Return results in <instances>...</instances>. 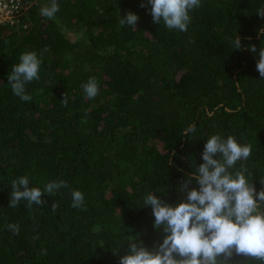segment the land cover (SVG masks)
Wrapping results in <instances>:
<instances>
[{
	"label": "trees",
	"instance_id": "1",
	"mask_svg": "<svg viewBox=\"0 0 264 264\" xmlns=\"http://www.w3.org/2000/svg\"><path fill=\"white\" fill-rule=\"evenodd\" d=\"M29 3L18 21L0 23V264H119L130 239L153 250L165 234L143 197L183 201L182 182L215 133L252 145L246 166L257 192L264 188V78L256 69L264 0H202L186 32L154 23L147 0H58L51 20L39 13L48 0ZM129 11L139 20L121 28ZM24 51L42 60L39 80L26 86L30 102L7 81ZM89 77L99 85L94 99L81 87ZM20 176L30 187H69L42 194L41 206L10 208ZM71 189L84 194L86 210L71 207Z\"/></svg>",
	"mask_w": 264,
	"mask_h": 264
},
{
	"label": "clouds",
	"instance_id": "2",
	"mask_svg": "<svg viewBox=\"0 0 264 264\" xmlns=\"http://www.w3.org/2000/svg\"><path fill=\"white\" fill-rule=\"evenodd\" d=\"M151 5L153 22L168 30L186 32L191 23V13L202 6V0H147ZM142 3L141 7H146ZM60 10L58 0H48L41 6L39 13L48 19H54ZM264 17V5L257 9ZM139 17L129 11L119 15V26L135 27ZM264 35V28L259 30ZM232 49H241V38L237 35L231 40ZM249 50L256 53L255 45ZM256 69L264 78V46L259 50ZM42 60L35 51L20 54L19 63L11 66L7 81L12 93L23 102H30L32 96L26 86L39 80ZM82 89L89 99L99 94V85L95 77H89ZM67 107L68 97L64 94L61 101ZM86 115V114H85ZM86 123V120L82 121ZM195 131L191 125L184 135ZM252 155V145L240 143L228 135L220 133L210 135L204 145L202 160L198 167L182 182L181 191L186 198L172 206L148 192L143 197V206H151L154 227L165 234L162 243L149 250L143 243L128 240L129 247L119 258V264H233L234 256H244L248 260L264 264V188L257 192L251 182V173L246 162ZM218 156V158H217ZM198 188H190L192 182ZM264 184V177H261ZM64 180L47 182L43 189L30 187L28 176H20L11 181L10 208L26 202V207L41 206L45 203L42 194L54 196L61 188H68ZM71 207L86 210L85 196L71 189ZM53 212L58 205H51ZM7 230L19 235V225H6Z\"/></svg>",
	"mask_w": 264,
	"mask_h": 264
},
{
	"label": "built area",
	"instance_id": "3",
	"mask_svg": "<svg viewBox=\"0 0 264 264\" xmlns=\"http://www.w3.org/2000/svg\"><path fill=\"white\" fill-rule=\"evenodd\" d=\"M29 5V0H0V23L18 21Z\"/></svg>",
	"mask_w": 264,
	"mask_h": 264
}]
</instances>
